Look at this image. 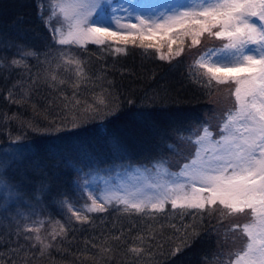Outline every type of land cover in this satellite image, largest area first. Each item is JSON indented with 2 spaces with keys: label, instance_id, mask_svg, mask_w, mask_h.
<instances>
[{
  "label": "trees",
  "instance_id": "trees-1",
  "mask_svg": "<svg viewBox=\"0 0 264 264\" xmlns=\"http://www.w3.org/2000/svg\"><path fill=\"white\" fill-rule=\"evenodd\" d=\"M43 1L0 0V163L10 160L4 153L11 147L24 150L23 163L7 170L12 183L20 185V196L7 209L0 206V264H224L230 259L227 254L246 242L238 231H229L245 223L243 216L221 219L219 210L179 208L137 213L110 205L81 222L63 205L70 202L75 212L90 201L80 186L89 173L150 165L159 158L182 165L194 146L177 137L205 124L218 131L222 116L236 106L234 89L209 85L189 71L200 49L212 40L205 35L200 46L189 50L191 39L186 37L184 53L171 62L132 44L122 52L94 44L70 48L96 84L103 83L120 103L115 115L72 132L42 134L34 129L63 124L52 120L56 107H67L56 89L69 93L72 83L44 82L43 60L57 52V44L45 23ZM21 50L35 55L12 65ZM37 73L40 86L34 80ZM86 82L85 89H90L92 81ZM114 140L121 145L119 151ZM169 144L178 151H170ZM26 226L39 228L41 239L51 246L42 248L35 232L24 231ZM61 226L64 233L52 240Z\"/></svg>",
  "mask_w": 264,
  "mask_h": 264
},
{
  "label": "snow or ice",
  "instance_id": "snow-or-ice-1",
  "mask_svg": "<svg viewBox=\"0 0 264 264\" xmlns=\"http://www.w3.org/2000/svg\"><path fill=\"white\" fill-rule=\"evenodd\" d=\"M118 10L127 11V17L106 16L102 0H49V17L45 23L55 42L68 46L59 54L65 70L71 69L77 77L83 75L82 61L69 50L73 45L118 42L126 48L132 44L145 51L155 50L159 59L171 62L184 53L183 40L174 52L172 45L177 41L172 39L173 33L190 37L189 50L200 46L201 38L207 35L219 44L213 47L205 44L200 49L190 65V74L204 78L209 85H229L234 89L236 106L222 116L216 137L207 124L177 137L178 142L194 146L192 155L185 157L187 162L178 172L170 170L167 159L159 158L151 168L136 166L132 175L137 182L120 189L93 193L86 187L90 181L84 179L81 191L91 203L81 210L104 212L105 205L115 203L124 206L125 211L163 212L170 203L173 209L219 210L221 219L243 216L248 222L232 225L229 231H238L246 237V242L242 248L227 254L230 259L224 264H264V0H175L164 6L163 11L147 16L134 14L123 5L112 8L113 13ZM133 18L138 22H122ZM53 19L58 21L55 28L50 24ZM105 23L109 26H100ZM113 27L119 30L113 31ZM165 40L167 53L163 52ZM34 55L32 51L21 50L20 58L11 63L20 66L24 58ZM50 78L56 79L54 75ZM141 118L148 119L144 114ZM80 127L73 121L71 129L34 130L47 134L72 132ZM167 147L178 151L175 145ZM113 148L121 149L118 140H114ZM6 155H10V160L0 163V206L5 209L20 196V185L12 183L7 170L13 164L23 163L24 150ZM140 177L145 179L141 182ZM63 205L77 220L87 221V216L81 217L79 210L72 212L70 202L64 201ZM34 223L43 224V221ZM24 231L35 232L34 238L42 248L51 246L41 239L39 228L26 226ZM64 231L61 226L59 232L51 234V239L55 240ZM179 251L177 248L176 252Z\"/></svg>",
  "mask_w": 264,
  "mask_h": 264
},
{
  "label": "rangeland",
  "instance_id": "rangeland-1",
  "mask_svg": "<svg viewBox=\"0 0 264 264\" xmlns=\"http://www.w3.org/2000/svg\"><path fill=\"white\" fill-rule=\"evenodd\" d=\"M53 2H55V0H53ZM102 2L104 5V12L106 16H111L115 14L120 17H127L128 15L127 11L118 10L116 13H113L112 8L115 7L116 5H123L126 9L130 10L134 14L147 16V14L152 13V12L158 13L160 11H163L164 6L170 3H174L175 0H102ZM43 5H44V9L46 8V17L48 18L49 17V3L46 2V0H44ZM253 20H255V18H253ZM122 22L123 23H137L138 21L135 18H133L131 20L124 19ZM57 23L58 21L55 19L50 21L52 28L57 27ZM100 26H109V25L105 23ZM112 30L118 31L119 29L116 27H113ZM172 39H175L177 41L176 44L172 45L174 52L179 50L180 40H183V47L187 44L186 37L180 33H173ZM163 43H164L163 52L167 53V40H165ZM88 44H93V43H88ZM88 44H86L84 47H86ZM217 44H219V41L213 40V44H211V46H208V47H213ZM94 46H97L103 49L112 47L114 50L116 48H125V46L122 43H118V42H109V43H106L105 45L94 44ZM72 47L79 48L78 46H75V45L70 46V48ZM66 48H68V46H61L57 44L55 51H57L58 53L56 52L54 55L44 59L43 64H42L43 69L41 70V72H44L43 77H44V82L46 84H50L51 82V85L52 84L55 85L58 82H63L64 80H69L73 83V84L71 83V86L68 89L69 93H67L65 90H61L60 88L56 89V91H58L57 93L58 96H60L64 100L67 107L64 109H60L56 107V109L53 110L52 120L58 121L61 124L63 122L62 125L56 124L59 128L64 127V126L71 127L73 121L83 126L90 122L102 120L106 118L107 116L109 117L110 115H107L108 113H113V112L115 113L120 102L117 100L114 93L108 87L103 86L104 85L103 83H102L103 85L96 84L97 80L92 79L93 77L90 76V72L85 68L84 64H83V75L81 77H77L71 69L65 70L64 66L60 62L59 54L61 51H64ZM69 50L71 51L73 56L77 57L80 60V58L74 53V50H71V49ZM53 75L56 77L55 80H52L50 78ZM34 78H35L34 79L35 82L38 84L37 86H40L41 83H43L41 82L39 73H37L34 76ZM88 79L90 82L91 81L93 82V85L91 82L90 89L88 86H86V89H85V84L87 83L86 81ZM220 125L221 123H219V126ZM44 129H51V128L45 127ZM209 129L213 133V136L216 137L217 133L215 132H218V131L213 130L211 127H209ZM13 151H19V150H17L14 147L13 148L11 147L4 153V156H7V158L10 159V155H6V153L10 154ZM135 167H132V166L126 167V168L112 167L111 169H108V170H99L96 172L89 173L85 178L81 180L80 186L82 184V181L84 179H87L90 181V183L87 184L86 187L92 190L93 193H96V192H99L105 189H109V188L120 189L122 187L127 186L129 183L137 182L133 178V175H132ZM147 167L151 168L152 165H148ZM172 172H178V171H172ZM144 179L145 177H140L141 182ZM153 179H155V177H153ZM100 202H103V201H100ZM90 203L91 201H88L83 206L89 205ZM112 205L124 207L122 205H118L115 203H113ZM108 206L110 205H105V207H108ZM165 209H173V208L171 207L169 203L165 206ZM78 210L79 209H75V211H78ZM206 210H201V211L194 210V211L202 213L203 211H206ZM79 211H80L81 217L87 216L90 213H94V212H87L83 210H79ZM158 213H161V212H158ZM247 222L248 220L245 221V223Z\"/></svg>",
  "mask_w": 264,
  "mask_h": 264
}]
</instances>
